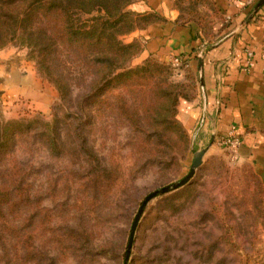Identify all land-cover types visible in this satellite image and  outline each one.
I'll return each mask as SVG.
<instances>
[{
  "label": "rangeland",
  "instance_id": "374dc122",
  "mask_svg": "<svg viewBox=\"0 0 264 264\" xmlns=\"http://www.w3.org/2000/svg\"><path fill=\"white\" fill-rule=\"evenodd\" d=\"M122 41L130 43L127 36ZM146 60L170 63L137 56L130 66ZM170 66V81L189 94L195 87L198 97V74L189 64ZM87 91L74 88L61 112L63 157L34 158L42 164L29 183L28 210L19 204L9 218L13 227L0 229V264H123L141 202L187 175L200 150L202 162L187 184L146 204L127 264H264L262 187L239 147L219 136L200 142L199 131H186L184 144L169 118L163 120L158 89L143 80L115 89L106 102L81 105L84 112L72 123L69 113L78 112ZM58 104L56 89L25 48L0 49V120H50ZM177 113L178 107V120Z\"/></svg>",
  "mask_w": 264,
  "mask_h": 264
},
{
  "label": "trees",
  "instance_id": "16d2710c",
  "mask_svg": "<svg viewBox=\"0 0 264 264\" xmlns=\"http://www.w3.org/2000/svg\"><path fill=\"white\" fill-rule=\"evenodd\" d=\"M137 1L0 0V49L10 44L25 48L37 73L53 85L60 101L52 108L50 120L30 116L0 120V229L13 227L9 218L12 220L19 204L28 210L26 202L32 194L29 183L38 176L42 164L34 158L63 157L60 117L74 88L88 91L82 102L76 103L78 112L69 113L72 123L80 120L78 113L84 112L81 105L92 106L98 99L106 102L107 94L139 80L151 82L159 92L163 120L169 118L167 122L187 144L188 134L176 119V111L181 100L197 98L196 88L192 87L189 94L185 86L170 81L171 63L146 60L140 66H130L142 46L135 40L124 43L122 38L159 20L153 13L130 11L128 8ZM174 7L179 22L195 20L205 37H213V25L221 19L212 1L174 0ZM66 64L71 69H60ZM150 64L157 69H149ZM196 83L199 85L197 77ZM115 98L122 106V96Z\"/></svg>",
  "mask_w": 264,
  "mask_h": 264
},
{
  "label": "crops",
  "instance_id": "0c3cea01",
  "mask_svg": "<svg viewBox=\"0 0 264 264\" xmlns=\"http://www.w3.org/2000/svg\"><path fill=\"white\" fill-rule=\"evenodd\" d=\"M210 1L221 19L213 25V37H205L195 20L179 22L174 0L132 4L128 9L133 13H153L159 20L127 37L130 42L142 43L140 58L165 62L181 58L197 74L201 56L200 95L191 102L181 100L177 118L188 133L199 131L196 138L200 142L211 143L235 127L239 158L251 165L262 187L264 204V2L254 13L261 0ZM247 51L252 53L251 59ZM200 119L203 124L196 130Z\"/></svg>",
  "mask_w": 264,
  "mask_h": 264
},
{
  "label": "water",
  "instance_id": "95a60500",
  "mask_svg": "<svg viewBox=\"0 0 264 264\" xmlns=\"http://www.w3.org/2000/svg\"><path fill=\"white\" fill-rule=\"evenodd\" d=\"M264 2V0L259 1V3L256 5L255 9L253 10V12L255 13V11L259 8V6ZM252 12V15L254 14ZM251 15V16H252ZM201 56H199L198 58V75H199V80L201 83V67H202V60H201ZM205 153V150H200L197 151L193 154V159L191 162V166L189 169V172L187 173V175H185L182 179H180L179 181H177L176 183H173L171 185H168L166 187H163L161 189H158L152 193H150L149 195H147L144 200L141 202V205L139 207V210L132 222L131 228H130V235H129V240H128V245H127V250H126V254H125V258H124V262L123 264H127L128 261V257H129V253H130V248H131V244H132V238L134 235V231L136 228V225L138 223V220L146 206V204L152 200L153 198H155L156 196L168 193L170 191L176 190L182 186H184L185 184H187V182L192 178V176L194 175L195 170L200 166L201 162H202V157Z\"/></svg>",
  "mask_w": 264,
  "mask_h": 264
},
{
  "label": "built area",
  "instance_id": "2783aa9c",
  "mask_svg": "<svg viewBox=\"0 0 264 264\" xmlns=\"http://www.w3.org/2000/svg\"><path fill=\"white\" fill-rule=\"evenodd\" d=\"M246 54H247V57L249 59H251L253 56L250 51H247ZM170 63L173 65H178L179 60H178V58H173L170 60ZM249 65H250V61H248V66ZM222 141H225L226 143H228L229 145H231L235 148L239 147L240 141H239L237 134H236V128L231 126L229 131L227 132V134L222 137Z\"/></svg>",
  "mask_w": 264,
  "mask_h": 264
}]
</instances>
